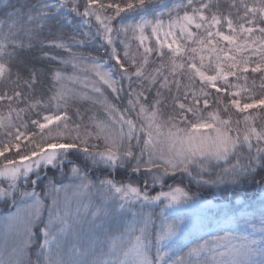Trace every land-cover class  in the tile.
Here are the masks:
<instances>
[{
    "label": "snow or ice",
    "instance_id": "snow-or-ice-1",
    "mask_svg": "<svg viewBox=\"0 0 264 264\" xmlns=\"http://www.w3.org/2000/svg\"><path fill=\"white\" fill-rule=\"evenodd\" d=\"M0 4V264H264V0Z\"/></svg>",
    "mask_w": 264,
    "mask_h": 264
},
{
    "label": "trees",
    "instance_id": "trees-1",
    "mask_svg": "<svg viewBox=\"0 0 264 264\" xmlns=\"http://www.w3.org/2000/svg\"><path fill=\"white\" fill-rule=\"evenodd\" d=\"M222 2H224L226 5L227 0H222ZM3 3H7V0H3ZM2 6L3 4H0V7ZM256 82L257 85H259L260 83L259 78H257ZM193 188L195 189V185H193ZM204 191H205L204 193L207 194V196L209 197H212L213 195H219L220 197L225 199V194L219 190H217L216 192L215 190L212 191L204 190ZM226 196H227V200L229 201L232 200L236 201L237 199H240V197L241 199H247L248 202L254 206H259L260 200L264 199V194L257 192L254 188L246 189L244 192L240 193L238 197H235L232 192H228Z\"/></svg>",
    "mask_w": 264,
    "mask_h": 264
},
{
    "label": "rangeland",
    "instance_id": "rangeland-1",
    "mask_svg": "<svg viewBox=\"0 0 264 264\" xmlns=\"http://www.w3.org/2000/svg\"><path fill=\"white\" fill-rule=\"evenodd\" d=\"M217 190H215L216 192ZM204 190H201V195L205 198L210 200L213 204H223L225 202V199L220 197L219 195H213L212 197L207 196V194L204 193ZM244 199H237L236 202L239 203ZM233 201V200H232ZM87 203V201H85ZM7 213V208L3 205L0 204V248H2L5 237H6V228L3 223V216Z\"/></svg>",
    "mask_w": 264,
    "mask_h": 264
}]
</instances>
